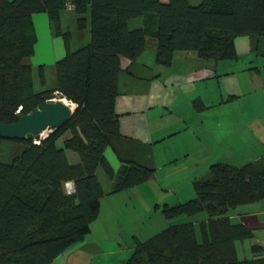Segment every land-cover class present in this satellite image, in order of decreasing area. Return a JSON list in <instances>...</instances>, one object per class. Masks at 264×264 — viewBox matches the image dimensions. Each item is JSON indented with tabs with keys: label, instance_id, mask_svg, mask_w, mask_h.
Returning <instances> with one entry per match:
<instances>
[{
	"label": "trees",
	"instance_id": "1",
	"mask_svg": "<svg viewBox=\"0 0 264 264\" xmlns=\"http://www.w3.org/2000/svg\"><path fill=\"white\" fill-rule=\"evenodd\" d=\"M73 8L80 29L89 14L90 42L71 51L69 35H64L66 53L55 63L56 89L35 92L31 68L24 63L37 42L33 16L47 13L58 31L65 2L0 0V123H15L19 108L20 114H29L55 94L75 106L70 119L36 139L38 144L13 140L23 143L24 150L10 164L0 162V264H52L83 241L103 197L99 167L113 193L153 176L152 169L129 161L115 172L105 157L108 137L119 134L115 98L120 60L135 61L146 37L157 41V65L168 67L175 52L230 60L236 56L237 37L264 36V0H202L197 6L187 0H73ZM139 17L142 27L129 29L128 22ZM67 151L80 162L72 164ZM209 172L211 179L194 181L195 198L161 210L167 220L204 213L200 239L194 223L172 224L138 242L122 264H264V249L256 244L251 259L237 256L236 245L249 241L252 232L227 216L264 199V168L216 163ZM68 182L72 194L66 191Z\"/></svg>",
	"mask_w": 264,
	"mask_h": 264
},
{
	"label": "crops",
	"instance_id": "2",
	"mask_svg": "<svg viewBox=\"0 0 264 264\" xmlns=\"http://www.w3.org/2000/svg\"><path fill=\"white\" fill-rule=\"evenodd\" d=\"M187 1L192 6L202 2ZM85 18L86 26L80 29L75 10L64 9L58 13L56 31L47 13L33 16L37 42L24 63L31 68L35 92L56 89L55 63L66 53L64 35H69L71 51L89 44L88 13ZM142 24L140 17L128 22L131 30ZM234 48L235 58L219 61L200 59L192 51L175 52L170 66L164 67L156 62L157 41L146 37L135 61L120 60L115 98L119 134L108 137L105 157L115 172L129 161L152 169L153 176L113 193L99 167V215L85 239L52 264H94L108 255L122 264L138 242L183 223L167 220L162 207L195 198L194 181L211 179L210 165L264 168V36L237 37ZM24 148L21 142L2 140L0 162L10 164ZM67 156L74 165L80 162L72 151ZM227 216L252 232L247 244L251 258L253 244L264 249V199L230 210ZM195 230L198 237L199 228ZM236 250L238 256V244Z\"/></svg>",
	"mask_w": 264,
	"mask_h": 264
},
{
	"label": "water",
	"instance_id": "3",
	"mask_svg": "<svg viewBox=\"0 0 264 264\" xmlns=\"http://www.w3.org/2000/svg\"><path fill=\"white\" fill-rule=\"evenodd\" d=\"M72 113L73 109L63 99L44 102L29 114H18L15 123H0V139L36 140L47 129H58L63 126Z\"/></svg>",
	"mask_w": 264,
	"mask_h": 264
},
{
	"label": "rangeland",
	"instance_id": "4",
	"mask_svg": "<svg viewBox=\"0 0 264 264\" xmlns=\"http://www.w3.org/2000/svg\"><path fill=\"white\" fill-rule=\"evenodd\" d=\"M55 99H58V95L55 94ZM66 103H68L66 100H64ZM75 108V107H74ZM74 110V109H73ZM49 133H51V130L50 129H47L45 132H43V134L39 137L40 139L46 137ZM58 145L61 146V141L59 140L58 141ZM206 218V215L204 213H201V214H198L196 216H192V217H188V216H179V217H176L174 219H172L171 221L172 222H193L195 223V227L197 228L198 227V224L199 222H201L202 220H204ZM198 233V237H200L199 235V231H197ZM200 239V238H199ZM249 243V241H245L244 244L240 243L238 244V247H239V252H238V257L240 259H251V255H250V252H249V249L247 247V244ZM241 245H243L241 248ZM107 258L111 259L112 257L110 255L106 256ZM115 258V256L113 257ZM109 259H106V260H102L100 261L99 263L97 261L94 262V264H117L115 262V259L114 260H109ZM109 260V261H108ZM121 260V259H120ZM108 261V262H107ZM70 264V263H69Z\"/></svg>",
	"mask_w": 264,
	"mask_h": 264
},
{
	"label": "built area",
	"instance_id": "5",
	"mask_svg": "<svg viewBox=\"0 0 264 264\" xmlns=\"http://www.w3.org/2000/svg\"><path fill=\"white\" fill-rule=\"evenodd\" d=\"M67 9H74L73 8V0H64ZM16 114H20V108L16 111ZM34 143L38 144L37 140H34ZM65 188L68 194H72L74 192V188L72 183H66Z\"/></svg>",
	"mask_w": 264,
	"mask_h": 264
},
{
	"label": "bare ground",
	"instance_id": "6",
	"mask_svg": "<svg viewBox=\"0 0 264 264\" xmlns=\"http://www.w3.org/2000/svg\"><path fill=\"white\" fill-rule=\"evenodd\" d=\"M68 104L71 107V109H74L75 106L73 104H70V103H68Z\"/></svg>",
	"mask_w": 264,
	"mask_h": 264
}]
</instances>
